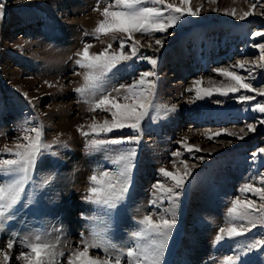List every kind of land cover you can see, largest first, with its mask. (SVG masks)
I'll return each mask as SVG.
<instances>
[{"label": "rangeland", "instance_id": "obj_1", "mask_svg": "<svg viewBox=\"0 0 264 264\" xmlns=\"http://www.w3.org/2000/svg\"><path fill=\"white\" fill-rule=\"evenodd\" d=\"M2 2L5 14L0 19V160L13 158L5 149L15 147L23 128L41 127L43 142L51 145L37 158L21 205L17 206L19 210L0 231V252L9 253L8 264H24L16 257L27 251L23 242L37 234L55 244L57 253H64L57 256L58 264H67L68 255L79 246L81 233L87 237L93 227L102 228L106 223L108 238L119 248L129 243L143 216L158 219L164 215L171 219L173 206L154 185L171 187L173 182L160 169L182 171L181 161L196 167L183 190L177 189L180 197L175 207L176 225L161 264H224L226 257L241 253L244 254L238 264H264V248L246 250L248 243L264 238V227L258 226L235 240L215 239L219 228L227 226L228 209L234 199L262 202L240 189L246 183L264 187L258 182L259 173L264 172V155L258 153L264 148V124L260 123L264 113L251 111V106L264 102V97L256 96L241 104L236 99L240 93L223 96L213 91L211 96L197 99L196 92L188 90L197 80L202 89L230 83L214 71L217 68L249 76L246 69L260 59L259 50L253 45L264 43V37L252 36L254 32H264V0H216L214 4L210 0H191L193 10L201 7L199 16H185L165 34L134 35L133 39L140 40L143 46L140 54L157 60L154 69L146 61H129L109 74L103 93L94 97L75 91L83 85L85 72L76 64L77 53L85 44L92 45L91 53H99L109 43L111 51L118 50L119 40L113 41L111 35L97 39L94 34L103 19V8L113 0ZM168 2L179 5L180 0ZM252 4H256L253 15L243 21L224 12L234 8L242 14ZM156 39L164 40L163 47L155 45ZM125 51L130 49L126 46ZM238 62H246V69L236 68ZM144 71L156 74L152 78L156 82V108L142 121L139 144L92 148L89 142L94 137L86 138L78 129L83 126L84 131H90L88 125L93 117L101 122L111 119L104 111H89L93 101L108 92L116 96L113 89L131 84ZM252 74L255 79L249 82L264 89V69L253 68ZM173 107L174 111H166ZM248 124L256 130L248 132ZM221 130L226 131L212 140L207 138ZM226 132H235L244 139ZM129 134L130 129L114 130L96 138ZM181 142L199 146L201 151L189 153ZM122 147L137 149L128 192L115 208L105 209L85 199L92 186L89 178L102 171L115 172L112 159L118 152L112 149ZM177 151L181 155L173 156ZM253 153H258L255 161ZM9 241L13 242L12 249L7 247ZM91 254L103 258L100 250L93 249ZM0 264H4L2 255Z\"/></svg>", "mask_w": 264, "mask_h": 264}, {"label": "snow or ice", "instance_id": "obj_2", "mask_svg": "<svg viewBox=\"0 0 264 264\" xmlns=\"http://www.w3.org/2000/svg\"><path fill=\"white\" fill-rule=\"evenodd\" d=\"M210 3H216V0H210ZM152 6H145V5ZM256 4H252L248 11L237 14L236 9L227 10L226 15L235 17L237 20H245L253 15ZM5 4L0 0V19L4 17ZM96 10H99L97 8ZM201 7L195 10L191 7V0H180L179 5L168 0H113L103 8L100 20L94 29V34L98 39L101 35H111L113 41L119 40V47L116 51H111L112 44L109 43L99 53H91V44H85L83 50L77 53L79 59L76 64L85 69L83 74L84 83L81 87L75 89L81 96L85 94L96 96L97 93H103L104 84L109 74L113 70H120L121 66L127 65L129 61H146L154 69L157 60L152 56L140 54L143 47L140 40L133 39L136 33L152 36L155 33H168L170 28L176 27L185 16H199ZM219 11V9H213ZM117 34H122L118 37ZM255 37H264V32L257 31L252 34ZM131 41L129 44L128 42ZM155 45L163 47L164 40L156 39ZM126 46L130 51H125ZM152 48L151 43L148 44ZM254 48L259 50V62H254L252 67L246 69V62H238L235 67L246 69L249 76L245 77L235 71L225 68L214 69L219 75L225 77L230 83L222 85L214 89H202L201 81L194 82V87L188 89L195 91L197 99H203L205 96H211L212 92H218L220 95L228 96L229 94L240 93L236 97L241 104L251 102L256 96L264 97V89H258L253 86L250 80L255 79L252 74L253 68L264 69V43H256ZM158 50V49H157ZM79 73H77L78 75ZM154 71L141 72L138 78H134L129 85H120L113 89L117 94L113 96L111 92L101 94L99 99L94 100L89 111L101 110L108 113L111 119L105 118L102 122L97 121L93 117V122L88 125L90 131L86 132L81 126L78 131L84 137L93 136L89 142L94 149H105L109 145H131L139 144L142 121L149 116L151 110L156 108L153 103L155 96L156 82ZM51 86V85H49ZM243 90V91H242ZM252 92L255 95H247ZM123 93V95H121ZM26 95V94H25ZM123 101V102H121ZM220 103V101H217ZM175 108L166 109V111H174ZM251 111L264 113V102H257L251 106ZM264 124V120L260 121ZM130 129L132 134L112 139H99L101 135L107 136L114 130L123 131ZM248 132H254L255 126L247 125ZM226 130L217 131L207 136L209 140L218 137ZM240 132H244L241 128ZM229 136H235L238 139H244L235 132H226ZM247 135V133H245ZM60 143L59 140L56 141ZM184 149L189 153L201 151L199 146L190 145L181 142ZM51 145L43 142V129L41 127L23 128V135L17 138L14 148L5 149V151L13 158L0 160V176L4 177L0 180V231H3L7 222L14 218L15 212L18 211V205H21L25 194V187L31 179V172L36 166L37 158L42 151L50 148ZM118 154L112 163L116 165L117 170L102 171L99 174H93L89 180L92 184L88 189L86 200L91 203L102 206L105 209L115 208V206L124 199L128 192L131 181V172L134 167V160L137 155L135 147H122L112 149ZM259 154L264 155V148L258 150ZM258 153H253V159ZM179 151L174 152L173 156L179 157ZM203 161L204 157H199ZM174 166H175V162ZM183 170L177 169L175 172H169L161 168L160 172L173 183L171 187H166L162 183L154 185L162 196H165L173 206L171 219L161 215L158 219H153L152 215H145L138 221L137 230L130 235L129 243L123 247H117L111 243L107 236V225L101 227H93L87 237L81 233L79 246L73 250L67 258V264H161L164 256V250L168 244L172 229L176 225L175 207L180 197V191L183 190L185 184L193 174V168L187 161H181ZM258 182L264 185V172L259 173ZM240 191L242 193H252L257 196L261 203L257 204L256 200L236 198L232 201L231 207L228 209L227 226L219 228L216 241L235 240L244 237L258 226L264 227V187H256L252 183L244 184ZM156 203L155 200L152 201ZM167 211V210H165ZM96 220L98 218H90ZM13 242L9 241L8 249L13 248ZM23 248L27 251L20 252L17 260H22L24 264H58L57 256H63L64 253H57L56 245L47 242L42 235L37 234L30 240L23 242ZM264 248V238L256 239L246 245L247 252L254 249ZM93 249L100 250L103 258L99 255H92ZM226 257L224 264H238L241 255ZM3 256L4 264H8L10 256L8 252H0Z\"/></svg>", "mask_w": 264, "mask_h": 264}, {"label": "bare ground", "instance_id": "obj_3", "mask_svg": "<svg viewBox=\"0 0 264 264\" xmlns=\"http://www.w3.org/2000/svg\"><path fill=\"white\" fill-rule=\"evenodd\" d=\"M69 22V21H68ZM71 25V24H70ZM68 27H72V26H68ZM73 28V27H72ZM70 30V29H69Z\"/></svg>", "mask_w": 264, "mask_h": 264}]
</instances>
